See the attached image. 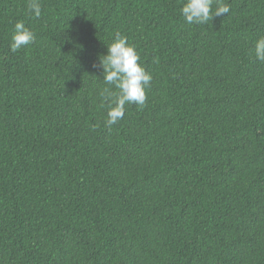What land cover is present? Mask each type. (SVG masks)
Here are the masks:
<instances>
[{
	"label": "trees",
	"instance_id": "1",
	"mask_svg": "<svg viewBox=\"0 0 264 264\" xmlns=\"http://www.w3.org/2000/svg\"><path fill=\"white\" fill-rule=\"evenodd\" d=\"M0 0V264H264V0ZM23 20L35 41L12 53ZM119 30L152 74L106 127Z\"/></svg>",
	"mask_w": 264,
	"mask_h": 264
},
{
	"label": "clouds",
	"instance_id": "2",
	"mask_svg": "<svg viewBox=\"0 0 264 264\" xmlns=\"http://www.w3.org/2000/svg\"><path fill=\"white\" fill-rule=\"evenodd\" d=\"M27 13L35 18L41 16L40 0H27ZM230 12L225 0H181L180 15L188 25H204L213 17H222ZM36 33L23 20H17L11 31L9 49L16 53L32 44ZM254 57L264 62V35L259 36L252 49ZM103 84L99 95L107 111L104 125L110 127L125 114L128 104L143 108L147 96L146 89L151 87L152 74L140 62L141 57L135 46L119 30L112 34L107 44L106 54L100 56Z\"/></svg>",
	"mask_w": 264,
	"mask_h": 264
}]
</instances>
